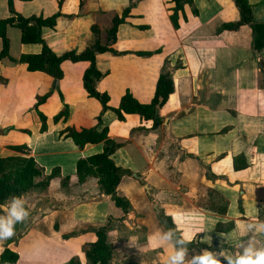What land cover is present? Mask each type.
Listing matches in <instances>:
<instances>
[{
    "label": "crops",
    "instance_id": "crops-1",
    "mask_svg": "<svg viewBox=\"0 0 264 264\" xmlns=\"http://www.w3.org/2000/svg\"><path fill=\"white\" fill-rule=\"evenodd\" d=\"M248 1L254 22L264 25V0ZM174 6L171 0H14L24 18L57 15L54 28L42 30L57 56L85 51L95 41L94 26L105 46L114 17L130 8L116 33V53L96 56L104 75L99 91L112 109L127 92L150 104L168 62L174 92L157 112L158 129L134 114L124 121L112 111L101 116V104L83 85L89 63H62L59 81L30 72L20 59L41 54L42 45L22 43L21 31L8 27L9 56L0 62V158L31 157L45 176L57 173L45 192L22 195L29 216L0 241V256L9 249L18 255L15 264H86L83 247L97 241L96 230L109 218H124L97 178L77 176L79 160L102 154L106 143L80 149L62 135L69 128H108V139L119 145L112 160L129 172L117 193L133 212L110 233L113 264H164L172 247L158 234L169 223L157 212L171 220L178 238L191 236L185 264L204 250L227 264L220 253L235 255L251 235L246 225L264 224V47H254L247 25L221 31L241 19L232 0H194L197 15L186 5L178 30L170 21ZM10 17L8 0H0V21ZM65 106L68 117L56 120ZM256 240L264 243V234L258 231Z\"/></svg>",
    "mask_w": 264,
    "mask_h": 264
},
{
    "label": "trees",
    "instance_id": "trees-1",
    "mask_svg": "<svg viewBox=\"0 0 264 264\" xmlns=\"http://www.w3.org/2000/svg\"><path fill=\"white\" fill-rule=\"evenodd\" d=\"M240 13V21L237 23L224 24L221 31H237L241 26H249L253 32L254 47L261 49L264 47V25L257 24L253 20L252 7L248 0H232ZM175 5L172 9L170 21L175 30L180 28V14H183L184 7L189 5L192 8L194 15L197 11L194 8V0H171ZM8 5L12 17L0 21V39L3 42V48L0 52V62L9 56V40L6 35L8 27H14L22 33V43L24 44H41L42 52L39 55H25L20 61L27 65L30 72L44 73L56 81L63 78L61 69L62 63L70 61L73 63L87 62L90 64L83 76L84 89L90 98L97 100L102 106L101 116L112 111L119 121H124L125 115H138L145 121L153 122V129H158L162 125V118L157 114L168 101L170 95L174 92V81L172 72L169 69V64L166 62L161 71L155 96L150 104L139 103L131 93L127 92L121 99L118 108H110L108 103L110 97L106 93H102L98 89L99 82L104 75L96 67V56L105 52L116 53L112 46L116 40V33L119 25L125 23L130 13V8L126 9L122 16H116L112 22V28L108 32V42L102 46L98 41L99 30L96 26L92 28L95 41L92 45L86 48L82 53L68 52L62 56H57L46 45L42 39V30L44 28H54L57 15L50 18H24L16 13L14 9V0H8ZM151 55V54H145ZM46 97L39 98L41 103ZM69 108L65 106L56 120L62 117H68ZM101 116L99 123L102 122ZM45 120V119H44ZM45 122V121H44ZM108 128H105L101 133L96 130H76L69 128L62 135L66 134L68 139H72L74 143L81 149L85 145L91 143H106L104 152L100 155L92 156L87 159H80L77 164V176L79 182H84L87 177L94 176L98 179L100 192L106 196H110L115 206L121 209L124 213V218L116 220L109 218L106 225L99 227L96 230L97 241L83 247V253L86 257V264H113L114 249L110 239V233L119 228L123 222L133 212L130 202L120 197L117 193L118 185L124 176L129 172L118 168L112 156L119 145L108 139ZM14 151L25 152V147H14ZM57 171H54L51 176H45L43 171L37 166L36 162L31 157H13L0 158V206L10 201L12 196L21 197L27 193H43L47 190L50 180L54 177ZM159 220H164L169 223L168 229H174L171 220L157 212ZM175 243V238L173 240ZM190 245H186L189 248ZM184 247V245H178ZM18 260V255L6 249L0 256V264H15ZM69 264H80L77 259L72 260Z\"/></svg>",
    "mask_w": 264,
    "mask_h": 264
},
{
    "label": "clouds",
    "instance_id": "clouds-1",
    "mask_svg": "<svg viewBox=\"0 0 264 264\" xmlns=\"http://www.w3.org/2000/svg\"><path fill=\"white\" fill-rule=\"evenodd\" d=\"M28 216L29 212L25 208L23 197L12 196L5 213L0 215V241L11 238L15 234V225L25 221ZM246 228L251 235L248 236L246 244L243 240L238 242L239 251L235 255H226L223 251L220 253L224 260L227 261V264H264V243H259L256 240L258 231L264 234V224L258 228L250 223L246 225ZM174 232V229H168L167 232L158 234L159 242H167L172 247V251L164 261V264H185L186 245L190 242L191 236L184 232L173 243ZM178 245H184V247H178ZM189 264H221V261L212 252L204 250L198 255L193 254Z\"/></svg>",
    "mask_w": 264,
    "mask_h": 264
},
{
    "label": "rangeland",
    "instance_id": "rangeland-1",
    "mask_svg": "<svg viewBox=\"0 0 264 264\" xmlns=\"http://www.w3.org/2000/svg\"><path fill=\"white\" fill-rule=\"evenodd\" d=\"M27 194L29 195V194H32V193L29 192V193H27ZM27 194H25V195H27ZM9 202H10V201H9ZM189 249H191V248H187V251H191V250H189ZM195 249L200 250L199 247H196ZM197 250H196V251H197Z\"/></svg>",
    "mask_w": 264,
    "mask_h": 264
},
{
    "label": "water",
    "instance_id": "water-1",
    "mask_svg": "<svg viewBox=\"0 0 264 264\" xmlns=\"http://www.w3.org/2000/svg\"><path fill=\"white\" fill-rule=\"evenodd\" d=\"M162 223L167 225V222H165V221H162ZM173 236H174L175 239H179V238L176 236L175 233H173Z\"/></svg>",
    "mask_w": 264,
    "mask_h": 264
}]
</instances>
